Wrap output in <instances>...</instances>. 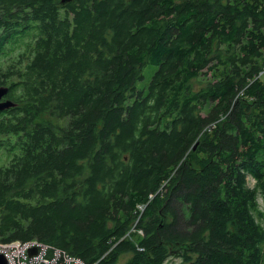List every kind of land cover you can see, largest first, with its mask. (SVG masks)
<instances>
[{
    "label": "trees",
    "instance_id": "16d2710c",
    "mask_svg": "<svg viewBox=\"0 0 264 264\" xmlns=\"http://www.w3.org/2000/svg\"><path fill=\"white\" fill-rule=\"evenodd\" d=\"M263 63L264 0H0V243L262 264Z\"/></svg>",
    "mask_w": 264,
    "mask_h": 264
},
{
    "label": "built area",
    "instance_id": "2783aa9c",
    "mask_svg": "<svg viewBox=\"0 0 264 264\" xmlns=\"http://www.w3.org/2000/svg\"><path fill=\"white\" fill-rule=\"evenodd\" d=\"M8 245V246H7ZM50 246L37 241H13L8 244L0 243V252L7 259L8 264H83V262L59 250L52 252L50 259L47 257V249ZM35 249L34 254L29 253Z\"/></svg>",
    "mask_w": 264,
    "mask_h": 264
},
{
    "label": "rangeland",
    "instance_id": "374dc122",
    "mask_svg": "<svg viewBox=\"0 0 264 264\" xmlns=\"http://www.w3.org/2000/svg\"><path fill=\"white\" fill-rule=\"evenodd\" d=\"M263 67H264V63H263ZM154 69H155V67L154 66H150V65H148V66L146 65L144 67V78H143V80H141L144 84H146L148 82V80H149V78H150V76H151V74H152ZM202 84H203L202 82L193 81V86L195 88H198ZM247 183H248L249 186H253L254 180L251 177L248 176ZM258 200H259V203H260V207L262 208L264 203L260 199H258ZM140 232L141 231L139 229L131 228L128 231V237L130 239H132V240L139 241L140 238H141V233ZM131 255H132L131 252H126V251L122 252L120 254V256L118 257L116 264L124 263L125 261H127L131 257ZM176 261H177V259H174V258L169 259V262H176ZM262 264H264V261H263Z\"/></svg>",
    "mask_w": 264,
    "mask_h": 264
},
{
    "label": "water",
    "instance_id": "95a60500",
    "mask_svg": "<svg viewBox=\"0 0 264 264\" xmlns=\"http://www.w3.org/2000/svg\"><path fill=\"white\" fill-rule=\"evenodd\" d=\"M66 1H69V0H61V3H65ZM4 93H5V89L0 87V98L2 97V95ZM13 105H14V103L10 100H1L0 99V110L7 108V107H11ZM34 252H35V249H32V250H30L29 253L32 254ZM0 264H8L6 257L1 252H0Z\"/></svg>",
    "mask_w": 264,
    "mask_h": 264
},
{
    "label": "bare ground",
    "instance_id": "6f19581e",
    "mask_svg": "<svg viewBox=\"0 0 264 264\" xmlns=\"http://www.w3.org/2000/svg\"><path fill=\"white\" fill-rule=\"evenodd\" d=\"M257 76L263 77L264 76V67H262V69L258 72ZM30 241H34V240H30ZM36 241V240H35ZM8 246V245H7ZM34 254V253H33ZM32 255V254H31ZM48 257V256H47ZM51 257V256H50ZM50 257H48L50 259Z\"/></svg>",
    "mask_w": 264,
    "mask_h": 264
}]
</instances>
